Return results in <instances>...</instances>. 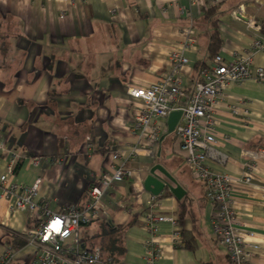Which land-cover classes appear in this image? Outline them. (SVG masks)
Wrapping results in <instances>:
<instances>
[{"label": "crops", "instance_id": "crops-1", "mask_svg": "<svg viewBox=\"0 0 264 264\" xmlns=\"http://www.w3.org/2000/svg\"><path fill=\"white\" fill-rule=\"evenodd\" d=\"M209 19L217 22L218 56L228 63L235 54L250 57L254 73L264 70V51L253 50L258 41L264 46V0H0V176L12 166L9 185L42 180L40 198L60 214L66 206L85 209L102 172L123 166L133 173L106 192L103 218L68 240L66 259L77 248L101 254L113 239L122 264H146L143 220L151 211L177 222L162 225L154 239L159 264H230L213 233L215 206L179 140L167 120L135 132L144 103L128 94L170 77L183 92L200 84V68L213 61ZM175 52L189 62L178 73L170 62ZM213 119L224 164L212 165L236 181L255 166L253 187L236 183L234 212L261 247L251 264H264V81L228 87ZM152 130L157 142L149 141ZM155 166L185 191L181 200L167 189L158 198L144 189ZM38 226L39 216L0 199V257L9 247L17 250L11 264H40L47 248L31 244Z\"/></svg>", "mask_w": 264, "mask_h": 264}, {"label": "built area", "instance_id": "built-area-1", "mask_svg": "<svg viewBox=\"0 0 264 264\" xmlns=\"http://www.w3.org/2000/svg\"><path fill=\"white\" fill-rule=\"evenodd\" d=\"M256 52H263L264 46L256 42L253 46ZM170 62L175 73L189 64L180 52L170 55ZM250 57L235 54L231 62H226L221 56L213 59L210 67L200 71L201 82L190 92H183L179 83L170 77L144 89H131L128 94L144 103L142 113L135 120V132H143L157 122L166 121L172 113L180 112L182 118L176 127L174 135L185 151V164L192 176L204 184L206 200L215 206L212 218V229L217 242L226 250L230 264H251L255 253L261 250L256 235L247 230L246 225L238 219L234 212V189L236 183L253 187L255 166L248 169V175L240 181L234 180L223 173L212 163L223 165L224 161L215 151L216 139L213 135L215 122L213 119L217 102L223 97L224 91L231 86H241L247 81H264V70H251ZM158 130H152L150 142H157ZM88 150L91 151V141L87 139ZM0 147V154L4 153ZM264 156V152L260 153ZM120 155H114L119 161ZM12 166L0 176V199L6 198L12 202L13 211L23 212L32 218L39 216V226L31 239V244L47 248L46 256L40 264H102L99 251L87 252L78 248L75 256L68 260L64 257V247L68 240L82 226H88L103 218L104 197L106 192L116 184L132 179L133 173L120 166L112 172L104 171L96 185L88 191V203L85 209L66 206L60 214L50 211L49 201L40 198L43 181L38 180L31 188L19 184L9 185V177L13 175ZM5 196V197H4ZM155 199L152 200L151 209ZM144 228L149 238L146 247L150 251L146 264H159L162 253L155 242L162 225L176 226V220L171 216L152 213L145 216ZM178 236L174 235V240ZM16 257V251L7 247L0 257V264H11ZM107 260L106 264H111Z\"/></svg>", "mask_w": 264, "mask_h": 264}, {"label": "water", "instance_id": "water-1", "mask_svg": "<svg viewBox=\"0 0 264 264\" xmlns=\"http://www.w3.org/2000/svg\"><path fill=\"white\" fill-rule=\"evenodd\" d=\"M182 114L172 113L167 120L168 133L174 134ZM160 172L168 182L160 179L156 173ZM144 189L155 198H158L166 189L177 199L181 200L185 196V191L161 166H155L144 179Z\"/></svg>", "mask_w": 264, "mask_h": 264}, {"label": "trees", "instance_id": "trees-1", "mask_svg": "<svg viewBox=\"0 0 264 264\" xmlns=\"http://www.w3.org/2000/svg\"><path fill=\"white\" fill-rule=\"evenodd\" d=\"M214 19H209L211 22L212 26L214 27V34L212 35L211 39V45L209 49V54L212 59L218 56L221 48V40L219 37V34L217 33V22L213 21ZM4 46L0 47V52L3 51ZM206 66H203L200 68V71L204 69ZM186 203H184L181 207V210L185 209ZM119 229H117L118 231ZM108 245L102 244L101 245V259H102V264H106L107 260H112L111 264H122V254L124 253L123 250H120L117 246V243L113 239H108ZM110 245V246H109ZM17 251V250H16Z\"/></svg>", "mask_w": 264, "mask_h": 264}, {"label": "bare ground", "instance_id": "bare-ground-1", "mask_svg": "<svg viewBox=\"0 0 264 264\" xmlns=\"http://www.w3.org/2000/svg\"><path fill=\"white\" fill-rule=\"evenodd\" d=\"M208 67V66H207ZM207 67H205V68H207ZM169 118V117H168ZM168 120V119H167Z\"/></svg>", "mask_w": 264, "mask_h": 264}]
</instances>
